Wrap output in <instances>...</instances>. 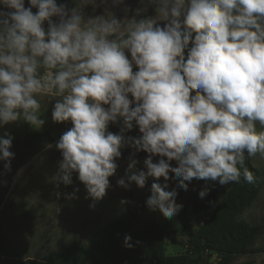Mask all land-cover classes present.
I'll return each instance as SVG.
<instances>
[{
	"label": "clouds",
	"instance_id": "obj_1",
	"mask_svg": "<svg viewBox=\"0 0 264 264\" xmlns=\"http://www.w3.org/2000/svg\"><path fill=\"white\" fill-rule=\"evenodd\" d=\"M72 3L0 0V127L39 129L54 102V122L72 125L55 145L58 183L75 173L98 202L121 150L144 152L145 170L130 158L117 185L143 189L152 178L146 206L167 219L183 207L170 180L184 191L193 179L256 183L245 162L264 160V0H148L154 15L142 16H129L125 0ZM134 127L141 135L126 137ZM12 146L0 138L5 171Z\"/></svg>",
	"mask_w": 264,
	"mask_h": 264
},
{
	"label": "rangeland",
	"instance_id": "obj_2",
	"mask_svg": "<svg viewBox=\"0 0 264 264\" xmlns=\"http://www.w3.org/2000/svg\"><path fill=\"white\" fill-rule=\"evenodd\" d=\"M125 2L130 9L129 16L154 15L148 0ZM58 3L74 6L72 0H58ZM76 3L83 6V0H76ZM86 11L89 15H97L103 9H97L94 13L92 7L88 6ZM113 11L119 17L124 16L122 8H115ZM53 104L54 102L48 103L42 110L40 118L45 123L39 129L23 121L0 127V138L6 134L13 137L11 151L14 153L10 171H5L4 163L0 161V238L5 239L9 248L8 256H0V264H21L28 258L42 259L51 252L67 247L71 242L87 243L95 231L105 224L118 218H130L132 214L135 216L134 230L151 220L163 218L158 210L151 211L146 206L151 195V184L155 182L152 178L148 179L143 189L134 183L128 190L117 185L118 179L125 178L130 158L138 161L136 170H145L143 161L147 154L144 152L133 155L134 150L128 147L121 150V158L116 161L117 172L109 178L110 188L98 202L88 196L85 186L79 182L75 173L71 185L58 183V165L62 157L55 145L72 125L70 122H54ZM108 131L119 134L120 125L110 124ZM45 134L47 135L37 136ZM140 135L135 127L125 134L126 137ZM48 145L52 147L49 148ZM158 159L159 157H155L154 162ZM252 163L263 175V186L258 198L239 219L250 225L260 226L261 230L256 235L250 253L237 257L231 264H264V160L257 158ZM172 166L175 167L176 162H172ZM159 183L163 185V178ZM168 184V190L176 188V203L183 206L204 189V181L195 179L189 184L187 191L178 188L176 180H170ZM76 189V198L70 199L69 196ZM196 200L200 201L199 198ZM93 204L94 207L91 206ZM180 211L171 219L176 218ZM210 216L209 210L198 214L195 227L198 228ZM168 234L167 254L185 253L181 243L184 244L187 238L176 234L174 230ZM171 238L177 242H172ZM210 264H220V258L213 255Z\"/></svg>",
	"mask_w": 264,
	"mask_h": 264
},
{
	"label": "trees",
	"instance_id": "obj_3",
	"mask_svg": "<svg viewBox=\"0 0 264 264\" xmlns=\"http://www.w3.org/2000/svg\"><path fill=\"white\" fill-rule=\"evenodd\" d=\"M245 166L256 177L255 184L241 180L221 186L218 182L204 181V187L209 188L206 197L195 195L174 219L151 220L134 230L133 214L130 218H118L95 231L87 243L74 241L42 259L28 258L21 264H210L213 255L220 258V264H231L237 257L250 253L261 230L260 226L239 219L258 198L263 186V175L252 160H246ZM206 210L211 212L210 219L196 228L195 218ZM171 230L187 238L181 243L185 253L167 254L166 240ZM125 236L131 237V248L125 246ZM8 254V245L0 238V256Z\"/></svg>",
	"mask_w": 264,
	"mask_h": 264
},
{
	"label": "built area",
	"instance_id": "obj_4",
	"mask_svg": "<svg viewBox=\"0 0 264 264\" xmlns=\"http://www.w3.org/2000/svg\"><path fill=\"white\" fill-rule=\"evenodd\" d=\"M144 162V161H143ZM210 219V217H208V219L206 220V222L208 221ZM206 222H202L200 225H199V227H201L202 225H204ZM198 227V228H199Z\"/></svg>",
	"mask_w": 264,
	"mask_h": 264
}]
</instances>
